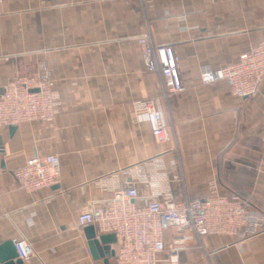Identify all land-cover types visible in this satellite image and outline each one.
Returning <instances> with one entry per match:
<instances>
[{"label":"crops","instance_id":"crops-1","mask_svg":"<svg viewBox=\"0 0 264 264\" xmlns=\"http://www.w3.org/2000/svg\"><path fill=\"white\" fill-rule=\"evenodd\" d=\"M170 44L185 90L163 95L161 77L145 70L136 37ZM264 39V0H4L0 4V94L44 61L55 81L52 125L0 127V244L24 237L25 264H106L92 256L77 215L110 192L100 177L121 183L126 169L160 154L178 201L215 185L264 211V79L246 98L224 81L202 84L201 69L222 67ZM154 97L166 126L156 143L134 103ZM59 156L61 179L29 193L13 170L33 155ZM137 202L149 194L137 185ZM114 251L115 235L102 233ZM113 254L108 257L111 264ZM178 264H264V230L241 240L204 236Z\"/></svg>","mask_w":264,"mask_h":264},{"label":"built area","instance_id":"built-area-1","mask_svg":"<svg viewBox=\"0 0 264 264\" xmlns=\"http://www.w3.org/2000/svg\"><path fill=\"white\" fill-rule=\"evenodd\" d=\"M136 41L142 48L145 70L161 77L163 95L184 91L178 56L172 45H155L148 33L139 35ZM199 78L202 84L224 81L233 96L255 95L264 79V39L241 52L231 63L218 68L203 67ZM54 87L55 81L44 61H39L32 73L8 81L0 94V127L23 122L52 125L58 113ZM134 105L145 114L156 143H165L166 126L156 99L147 97ZM125 172L129 179L121 183L97 179L96 184L107 189L111 196L91 201L76 219L78 228L93 225L97 238L102 233L115 235L117 247L111 264H178L180 253L188 249L190 242H200L204 236L230 234L244 240L264 230L262 209L238 196L218 193L215 185L205 195L178 201L169 179L178 180L179 176L168 175L160 154L139 161ZM12 174L26 192L50 188L61 179L59 156L33 155ZM138 184L149 190L140 203ZM12 242L17 258L28 262L33 254L32 244L24 237Z\"/></svg>","mask_w":264,"mask_h":264},{"label":"water","instance_id":"water-1","mask_svg":"<svg viewBox=\"0 0 264 264\" xmlns=\"http://www.w3.org/2000/svg\"><path fill=\"white\" fill-rule=\"evenodd\" d=\"M11 131L14 125L9 126ZM83 231L87 238V245L93 257H104V261L108 264V257L113 254L109 245L106 244L105 236L96 237V230L93 225L83 227ZM114 236V234H112ZM0 264H25L21 259L17 258L13 242L11 240L0 244Z\"/></svg>","mask_w":264,"mask_h":264},{"label":"trees","instance_id":"trees-1","mask_svg":"<svg viewBox=\"0 0 264 264\" xmlns=\"http://www.w3.org/2000/svg\"><path fill=\"white\" fill-rule=\"evenodd\" d=\"M257 206V205H256ZM258 207V206H257ZM260 208V207H259ZM261 209V208H260Z\"/></svg>","mask_w":264,"mask_h":264}]
</instances>
